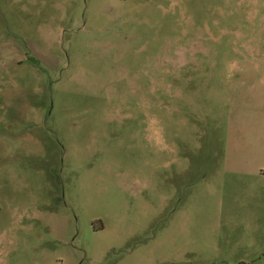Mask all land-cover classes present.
<instances>
[{
    "label": "rangeland",
    "instance_id": "obj_1",
    "mask_svg": "<svg viewBox=\"0 0 264 264\" xmlns=\"http://www.w3.org/2000/svg\"><path fill=\"white\" fill-rule=\"evenodd\" d=\"M0 264H264V0H0Z\"/></svg>",
    "mask_w": 264,
    "mask_h": 264
}]
</instances>
